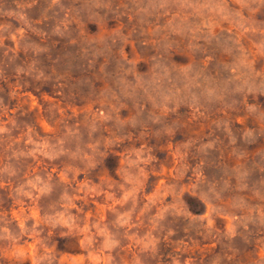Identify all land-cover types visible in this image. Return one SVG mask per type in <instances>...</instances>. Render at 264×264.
I'll use <instances>...</instances> for the list:
<instances>
[{
    "label": "rangeland",
    "instance_id": "obj_1",
    "mask_svg": "<svg viewBox=\"0 0 264 264\" xmlns=\"http://www.w3.org/2000/svg\"><path fill=\"white\" fill-rule=\"evenodd\" d=\"M0 264H264V0H0Z\"/></svg>",
    "mask_w": 264,
    "mask_h": 264
}]
</instances>
